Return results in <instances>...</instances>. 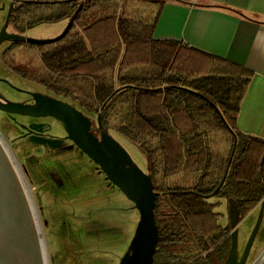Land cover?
<instances>
[{"label":"trees","instance_id":"obj_1","mask_svg":"<svg viewBox=\"0 0 264 264\" xmlns=\"http://www.w3.org/2000/svg\"><path fill=\"white\" fill-rule=\"evenodd\" d=\"M118 1L15 0V33L63 20L71 26L57 42L25 43L40 50L44 76L12 66L76 103L97 135L100 116L104 130L127 136L146 155L158 194L153 264H224L232 239L209 199L234 200L240 221L264 201V139L237 126L253 72L156 39V15L85 19L93 3L108 8ZM10 44L12 51L23 45ZM11 55H5L8 64ZM179 176L193 177L194 184L176 188Z\"/></svg>","mask_w":264,"mask_h":264},{"label":"rangeland","instance_id":"obj_2","mask_svg":"<svg viewBox=\"0 0 264 264\" xmlns=\"http://www.w3.org/2000/svg\"><path fill=\"white\" fill-rule=\"evenodd\" d=\"M8 1L0 0V28L10 9L11 2ZM152 10L151 5L141 0H120L115 4L108 3V8L101 2H95L85 19L90 16V23L99 16L106 19L113 14L126 18L137 17V13L149 16ZM68 24V20L44 24L20 35L32 40H52L62 35ZM108 29L106 25L104 31ZM8 31L15 33L11 26ZM9 44L4 42L0 45V80L11 82L22 90L45 92L44 88L23 80L4 65L2 55ZM39 52L38 48L23 44L12 52L8 65L16 63L29 71L31 76L35 72L44 76L45 67ZM19 119L30 128L38 130L43 138L33 142L16 139L22 131L0 111V142L19 176L33 219L42 264H45L44 261L46 264H120L133 239L139 212L121 190L107 179L98 165L72 141L46 146L43 139L50 140L48 136L60 138L66 133L56 119L27 116ZM111 134L129 153L134 163L148 174V160L141 148L121 133L113 131ZM219 148L222 150L221 145ZM177 179L179 182L176 188L188 189L194 184L193 177L186 179L179 176ZM209 202L215 204V211L221 214L219 223L231 238L234 230L229 219L228 202L219 197L210 198ZM260 216L261 203L239 222V253L245 251ZM263 250L264 214L250 250L249 261L258 258Z\"/></svg>","mask_w":264,"mask_h":264},{"label":"water","instance_id":"obj_3","mask_svg":"<svg viewBox=\"0 0 264 264\" xmlns=\"http://www.w3.org/2000/svg\"><path fill=\"white\" fill-rule=\"evenodd\" d=\"M14 2L15 0H11L6 21L0 28V45L11 41L36 46L47 45L61 40L68 33L71 21L62 35L52 40H32L18 33H10L8 28ZM0 109L29 117H52L62 125L67 134L66 139L72 141L98 165L107 179L121 190L139 212V222L133 239L120 264H153L159 242V228L154 212L158 194L154 191L151 176L144 173L122 145L103 129L100 116L97 119V135L92 119L75 106L51 97L40 96L36 99V104L31 106L0 102ZM43 140L50 145L61 143L58 139ZM19 180L16 169L0 142V264H42L33 219ZM263 214L264 201L261 203L259 222L245 251L240 254L237 230L240 214L236 202L229 201V219L234 231L229 255L224 264H247ZM252 264H264V250Z\"/></svg>","mask_w":264,"mask_h":264},{"label":"crops","instance_id":"obj_4","mask_svg":"<svg viewBox=\"0 0 264 264\" xmlns=\"http://www.w3.org/2000/svg\"><path fill=\"white\" fill-rule=\"evenodd\" d=\"M148 4L157 16L156 39L196 48L253 72L237 126L245 134L264 139V0Z\"/></svg>","mask_w":264,"mask_h":264},{"label":"flooded vegetation","instance_id":"obj_5","mask_svg":"<svg viewBox=\"0 0 264 264\" xmlns=\"http://www.w3.org/2000/svg\"><path fill=\"white\" fill-rule=\"evenodd\" d=\"M12 49L13 48L11 47V44H9V46L4 51V53L2 55L4 65L6 67H8L11 71L16 73L23 80L28 81L31 84L33 83V84L37 85L38 87L44 88L45 92H37L34 90H30V91L22 90V88L15 86L11 82H5L3 80H0V102H2V103L12 102V103H17V104H23L25 106H31V105L36 104V99L39 98L40 96L51 97L53 99L60 100L63 102L68 101L65 96H63L62 94H59V93L55 92L54 90L50 89L47 85L43 84L41 81L34 80V79L30 78L29 76H27L25 73L18 72L13 66L8 65V63L5 60V55L9 52H13ZM40 93H42V94H40ZM67 103H69V102H67ZM0 111L5 114V117L7 118V120H9L15 127H18L17 129L19 131H22L21 134L16 137V139H24L28 142H33V141H37L38 138L39 139L43 138V135H41V133L38 130H34V128H30L29 125H26L23 121H21L19 119L20 117H26V116H23L20 114H15V113H7V112L2 111L1 109H0ZM27 117H29V116H27ZM31 118H37V117H31ZM66 136H67V134L65 133L60 138H57L55 136H48V138H50V140H54V139L61 140L60 144H62V143H64V141H68V139H66ZM47 140H49V139H47ZM43 142L46 143V141H44V140H43ZM48 145L50 146L49 143H46L47 147H49ZM240 254H242V253H240ZM249 257H250V254L248 256L247 264H252V262L257 259V258H255V259H252L251 261H249Z\"/></svg>","mask_w":264,"mask_h":264},{"label":"bare ground","instance_id":"obj_6","mask_svg":"<svg viewBox=\"0 0 264 264\" xmlns=\"http://www.w3.org/2000/svg\"><path fill=\"white\" fill-rule=\"evenodd\" d=\"M42 254H43V258H45V251L44 249L42 250ZM46 260V259H45ZM44 263L46 264V262L44 261Z\"/></svg>","mask_w":264,"mask_h":264}]
</instances>
